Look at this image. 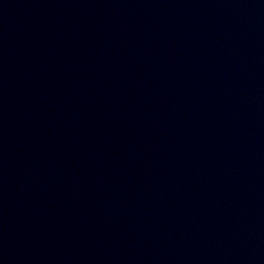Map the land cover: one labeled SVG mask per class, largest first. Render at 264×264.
<instances>
[{"label":"water","instance_id":"water-1","mask_svg":"<svg viewBox=\"0 0 264 264\" xmlns=\"http://www.w3.org/2000/svg\"><path fill=\"white\" fill-rule=\"evenodd\" d=\"M0 264H264V0H0Z\"/></svg>","mask_w":264,"mask_h":264}]
</instances>
